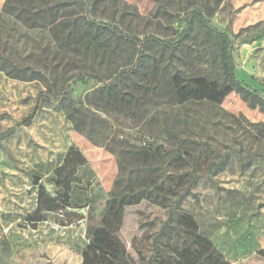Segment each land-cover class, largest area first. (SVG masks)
I'll return each mask as SVG.
<instances>
[{
	"label": "rangeland",
	"instance_id": "rangeland-1",
	"mask_svg": "<svg viewBox=\"0 0 264 264\" xmlns=\"http://www.w3.org/2000/svg\"><path fill=\"white\" fill-rule=\"evenodd\" d=\"M5 1L0 0V12ZM122 1L145 17L155 6L154 0ZM211 24L232 42L237 79L264 98V0H225ZM182 26L177 23L175 29ZM47 34L62 52L107 75L131 73L144 56V68L133 78L154 88L166 105L152 110L158 117L153 131L150 127L142 131L123 116L110 115L109 128L95 135V144L49 105L38 109L27 126L25 120L35 111L42 85L0 73V264H85L87 255L91 261L86 264H100L91 255L88 232L102 221L110 193L121 177L117 157L107 147L117 143L129 149H166L168 155L158 162L162 177L193 171L198 177L193 188L196 197L188 198L183 210L196 220L200 234L229 264H264V160L256 158L247 171L235 165L212 176L211 157L203 153L194 166L183 168L164 132L174 126L183 136L208 141L218 150L231 149L232 155L240 150L245 158L264 156V129L251 125L263 123L264 114L249 109L235 93L221 105L208 100L180 105L162 49L152 39L123 44L102 30H87L79 18L61 20ZM21 56L25 58L26 53ZM100 86L88 80L71 84L68 91L83 104ZM127 166L136 170L132 162ZM132 180L133 188H128L132 191L144 190L150 183L142 175ZM121 184V189L129 186ZM167 198L169 202L176 199L170 194ZM165 220V209L148 200L123 210L119 238L129 264L148 261L153 236ZM169 262L176 260L162 263Z\"/></svg>",
	"mask_w": 264,
	"mask_h": 264
},
{
	"label": "trees",
	"instance_id": "trees-1",
	"mask_svg": "<svg viewBox=\"0 0 264 264\" xmlns=\"http://www.w3.org/2000/svg\"><path fill=\"white\" fill-rule=\"evenodd\" d=\"M224 1L154 0L153 13L145 17L122 0H6L0 12V73L12 80L42 85L35 111L25 120L27 126L38 109L49 105L63 112L74 129L95 144V135L109 128L110 115H121L142 131L149 127L153 131L152 125L158 117L151 112L166 103L154 88L133 78L144 68V56L131 73L107 75L87 61L62 52L47 34L61 20L79 18L87 30H102L123 44L152 39L162 49L165 68L172 75L180 105L195 100L221 105L228 95L235 93L249 109L264 114V98L235 75L229 36L211 24ZM177 23L183 25L180 30L175 29ZM23 53L25 58L21 56ZM88 80L101 86L79 104L69 95V87ZM251 125L264 129V122ZM164 132L183 168L194 166L203 153L211 157L208 169L212 176L235 165L247 171L256 158L264 160L260 153L245 158L240 150L235 155L231 149L218 150L208 141L183 136L174 126L164 128ZM107 147L117 157L121 177L110 193L105 216L88 232L91 255L100 264H129L126 246L119 238L123 210L143 200L163 207L166 220L153 236L151 257L142 264H163V260L172 259L176 260L174 264H229L200 234L196 220L183 210V203L196 197L193 188L198 184V177L193 171L162 177L158 162L168 155L162 147L129 149L123 143ZM129 162L136 170H128ZM138 175L150 183L141 191L128 189L133 188L132 177ZM124 182L129 185L125 186L127 189H121ZM169 194L176 198L174 202H169ZM170 243L175 244L169 246ZM170 247L172 255L168 252ZM261 255L264 258V250ZM90 261L87 255L85 264Z\"/></svg>",
	"mask_w": 264,
	"mask_h": 264
}]
</instances>
